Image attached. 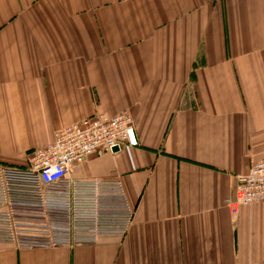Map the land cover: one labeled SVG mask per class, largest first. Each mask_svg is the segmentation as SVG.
<instances>
[{
    "label": "crops",
    "instance_id": "0c3cea01",
    "mask_svg": "<svg viewBox=\"0 0 264 264\" xmlns=\"http://www.w3.org/2000/svg\"><path fill=\"white\" fill-rule=\"evenodd\" d=\"M123 111L138 143L72 174L121 178L128 234L0 264H264V201L226 203L264 160V0H0L1 163Z\"/></svg>",
    "mask_w": 264,
    "mask_h": 264
},
{
    "label": "built area",
    "instance_id": "2783aa9c",
    "mask_svg": "<svg viewBox=\"0 0 264 264\" xmlns=\"http://www.w3.org/2000/svg\"><path fill=\"white\" fill-rule=\"evenodd\" d=\"M138 143L133 116L98 112L55 131L47 145L30 149L26 163L0 162V242L17 248L95 244L125 237L135 209L119 177H75L91 155ZM264 201V160L237 177L233 214Z\"/></svg>",
    "mask_w": 264,
    "mask_h": 264
},
{
    "label": "water",
    "instance_id": "95a60500",
    "mask_svg": "<svg viewBox=\"0 0 264 264\" xmlns=\"http://www.w3.org/2000/svg\"><path fill=\"white\" fill-rule=\"evenodd\" d=\"M118 149H119L118 146H115V147L113 148L114 151H116V150H118Z\"/></svg>",
    "mask_w": 264,
    "mask_h": 264
}]
</instances>
